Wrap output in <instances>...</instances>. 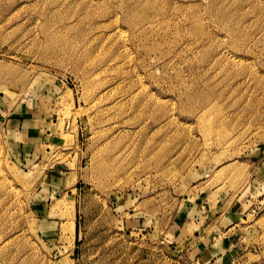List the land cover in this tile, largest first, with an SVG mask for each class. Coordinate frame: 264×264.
<instances>
[{"label": "rangeland", "instance_id": "rangeland-1", "mask_svg": "<svg viewBox=\"0 0 264 264\" xmlns=\"http://www.w3.org/2000/svg\"><path fill=\"white\" fill-rule=\"evenodd\" d=\"M0 264H264V0H0Z\"/></svg>", "mask_w": 264, "mask_h": 264}, {"label": "crops", "instance_id": "crops-1", "mask_svg": "<svg viewBox=\"0 0 264 264\" xmlns=\"http://www.w3.org/2000/svg\"><path fill=\"white\" fill-rule=\"evenodd\" d=\"M38 124L39 123H36V124H34V126L38 125ZM40 125H42V124H40ZM18 136H20L21 140L26 144L28 142L29 143H37L39 141V139H41V137H42L40 135V133L38 131H36L33 127L23 129L22 132H20ZM28 147H30V146L28 145Z\"/></svg>", "mask_w": 264, "mask_h": 264}, {"label": "bare ground", "instance_id": "bare-ground-1", "mask_svg": "<svg viewBox=\"0 0 264 264\" xmlns=\"http://www.w3.org/2000/svg\"><path fill=\"white\" fill-rule=\"evenodd\" d=\"M143 20H144V18H143ZM5 80V79H4ZM100 87V86H99ZM94 88H96V87H94ZM93 88V89H94ZM103 89V88H102ZM105 92V91H104ZM106 93V92H105ZM102 95H103V93H102ZM108 110V109H107ZM107 110H106V112H107ZM200 116V115H199ZM56 123H57V121H55V123H53V125H56ZM213 127V126H212ZM217 129V128H216ZM212 130H214V129H212ZM105 152V151H104ZM103 155V154H102ZM101 156H99L98 158H100ZM112 158V157H111ZM96 161V160H95ZM101 162L100 163H102L103 164V162H102V160H100ZM106 161V160H105ZM109 162V161H108ZM107 163V162H106ZM111 162H109V164H110ZM97 164V163H96ZM107 165V164H106ZM98 166V165H97ZM105 166V165H104ZM106 168V167H105ZM93 170H94V168H93ZM95 171V170H94ZM106 172H107V170H106ZM102 173V172H101ZM110 175V174H109ZM105 178V177H104ZM103 179V178H102ZM106 179V178H105Z\"/></svg>", "mask_w": 264, "mask_h": 264}]
</instances>
